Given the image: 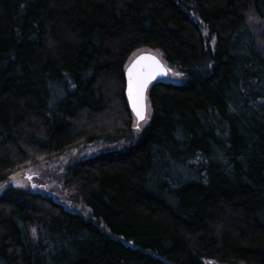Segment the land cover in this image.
Listing matches in <instances>:
<instances>
[{
  "label": "trees",
  "instance_id": "trees-1",
  "mask_svg": "<svg viewBox=\"0 0 264 264\" xmlns=\"http://www.w3.org/2000/svg\"><path fill=\"white\" fill-rule=\"evenodd\" d=\"M140 48L184 79L150 86L142 129ZM134 136L68 167L90 216L7 187L0 264H264V0H0V183Z\"/></svg>",
  "mask_w": 264,
  "mask_h": 264
},
{
  "label": "rangeland",
  "instance_id": "rangeland-1",
  "mask_svg": "<svg viewBox=\"0 0 264 264\" xmlns=\"http://www.w3.org/2000/svg\"><path fill=\"white\" fill-rule=\"evenodd\" d=\"M151 52L159 56L165 65L169 69L165 81H171L175 83H182L184 81L183 74L176 68L171 67L163 58L162 54L154 49L140 48L135 50L129 57L128 63L140 55L141 53ZM151 109L148 105L147 117L144 121L137 124L135 120V127L139 125L142 129L146 126L150 120ZM140 130V129H139ZM133 139H118V140H99L95 143L82 144L78 147L72 148L66 151L61 156H58L52 160L43 161L18 170L12 174L6 181L0 183V194L7 187H18L25 190H34L42 194H49L53 196L57 201L63 203L68 209L90 216V208L87 204L77 196L74 192L70 191L64 184L65 174L72 164L84 159L88 156L99 154L109 149H115L127 146ZM174 173L179 172V168L172 170ZM181 171V170H180ZM205 264H212L205 262Z\"/></svg>",
  "mask_w": 264,
  "mask_h": 264
},
{
  "label": "water",
  "instance_id": "water-1",
  "mask_svg": "<svg viewBox=\"0 0 264 264\" xmlns=\"http://www.w3.org/2000/svg\"><path fill=\"white\" fill-rule=\"evenodd\" d=\"M141 57H145V58H151L154 57L155 60L159 61V64L162 65V70L160 68L157 67V65L154 63V61L152 59H141ZM137 61H139V63L137 64ZM134 64H136V68L133 69V79L136 78L137 73H150V72H155V78L151 79L147 85L146 90L144 91V107H145V111H144V115L146 119L147 117V113H148V91L149 88L152 84H154L155 82L158 81H163L168 73H169V69L168 67L165 65V63L163 62V60L157 56L154 53L151 52H145V53H141L140 55H138L137 57H135L134 59H132L126 66L125 68V80H126V89H125V97H126V102L130 108V111L132 113V115L134 116L137 124L144 121V120H139L136 114V108L139 106L138 104L136 106H134L133 103V95H130L129 92V84H130V77H129V68L132 67Z\"/></svg>",
  "mask_w": 264,
  "mask_h": 264
},
{
  "label": "snow or ice",
  "instance_id": "snow-or-ice-1",
  "mask_svg": "<svg viewBox=\"0 0 264 264\" xmlns=\"http://www.w3.org/2000/svg\"><path fill=\"white\" fill-rule=\"evenodd\" d=\"M141 59H152L154 63L157 65L158 68L162 70V65L159 64V61L155 60L154 57L151 58H145L141 57ZM139 61H137V64ZM136 68V64H134L132 67L129 68V77H130V84H129V92L130 95H133V103L134 106L137 104L139 105L136 108V114L139 120H144L145 115V107H144V91L147 88V85L151 79L155 78L156 73L150 72V73H137L136 78L133 79V69Z\"/></svg>",
  "mask_w": 264,
  "mask_h": 264
}]
</instances>
